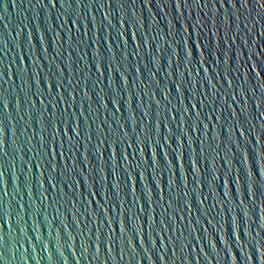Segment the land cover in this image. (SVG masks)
Instances as JSON below:
<instances>
[{
    "label": "water",
    "instance_id": "obj_1",
    "mask_svg": "<svg viewBox=\"0 0 264 264\" xmlns=\"http://www.w3.org/2000/svg\"><path fill=\"white\" fill-rule=\"evenodd\" d=\"M241 3L0 0V264H264Z\"/></svg>",
    "mask_w": 264,
    "mask_h": 264
},
{
    "label": "snow or ice",
    "instance_id": "obj_2",
    "mask_svg": "<svg viewBox=\"0 0 264 264\" xmlns=\"http://www.w3.org/2000/svg\"><path fill=\"white\" fill-rule=\"evenodd\" d=\"M246 2H247V0H242L241 6H243V3H246ZM256 2H257L259 7L264 8V3H261V0H256ZM0 130H2V129H0ZM0 255H2V253H0Z\"/></svg>",
    "mask_w": 264,
    "mask_h": 264
}]
</instances>
